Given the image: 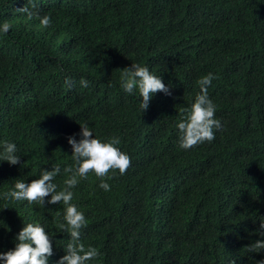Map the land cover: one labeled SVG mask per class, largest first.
<instances>
[{
    "label": "trees",
    "instance_id": "trees-1",
    "mask_svg": "<svg viewBox=\"0 0 264 264\" xmlns=\"http://www.w3.org/2000/svg\"><path fill=\"white\" fill-rule=\"evenodd\" d=\"M35 2L49 27L15 10L28 0H0V25H11L0 33V153L14 143L20 161L0 160V252L14 249L24 224L38 223L52 243L47 264L66 254L63 202L42 207L2 194L57 165L53 183L63 190L70 175L63 169L75 167L67 138L79 140L88 124L102 142L119 137L117 147L131 158L124 175L105 178L109 191L94 173L71 189L87 221L80 243L100 253L88 264L264 260V250L248 252L245 243L264 239L257 234L264 222V0ZM132 64L148 67L171 95L153 94L141 111L139 91L121 87L122 69ZM208 73L221 128L211 142L185 150L176 125ZM242 232L239 240L230 235Z\"/></svg>",
    "mask_w": 264,
    "mask_h": 264
},
{
    "label": "clouds",
    "instance_id": "clouds-1",
    "mask_svg": "<svg viewBox=\"0 0 264 264\" xmlns=\"http://www.w3.org/2000/svg\"><path fill=\"white\" fill-rule=\"evenodd\" d=\"M15 10L18 13H23L28 20L38 18L40 26L43 28L49 27L52 23L48 15L40 17L35 0H28V6ZM10 28L11 25L4 22L0 25V33H7ZM213 79L215 77L212 73L200 78L198 81L200 91L194 102L190 109L182 110L184 115L176 125L180 133L179 146L182 149L188 150L205 141L211 142L215 139L214 130L221 128L220 120L215 117L216 106L208 94V88ZM65 84L69 88L73 86L70 78L65 79ZM80 85L86 88L88 81L81 79ZM121 87L128 94H132L136 90L139 91L141 111L148 109L153 94L162 92L165 95H171L170 87L166 86L159 76L153 75L148 67L140 64H132L131 67L122 69ZM80 128L81 138L79 140L73 136L67 138L72 149L71 157L75 162V167L69 166L63 169L65 173L70 174L64 181L63 190L57 191V185L53 183L55 177L61 172L60 166L57 165L50 171L43 170L39 178L31 180L29 183H25L21 179L15 180L14 190L2 194L4 200L27 201L29 204H38L42 207L45 203L60 204L63 202L65 205L63 219L66 224L61 223L59 227L70 236V242L66 245V254L60 257L58 264H88L89 261L100 256L96 248L88 247L86 249L84 244L80 243L81 229L86 227L87 221L84 213L72 203L73 192L71 189L76 187L81 179L86 180L89 173H94L96 177L100 178L99 187L109 191L110 185L105 178L113 179L117 171L120 175H124L131 165V158L117 147L121 143L119 137L114 136L109 138L108 142H102L94 137L88 124L80 125ZM0 160L7 161L10 165L20 162L14 143H4ZM48 197L50 199L46 200ZM258 208L262 211L259 206ZM259 229L257 234L264 237V222H260ZM212 230L207 231L217 233V237L228 247L234 246L230 239L218 234L219 231ZM230 235L235 236L238 240L240 237L246 236L244 232L239 235ZM16 240L14 249L0 252L2 264H47L48 258L53 254L49 234L41 224H24L16 236ZM250 240L251 238L248 236L245 242L249 243L248 252L255 253L264 250V239H257L255 242ZM231 264H235V260ZM257 264H264V260L258 261Z\"/></svg>",
    "mask_w": 264,
    "mask_h": 264
}]
</instances>
